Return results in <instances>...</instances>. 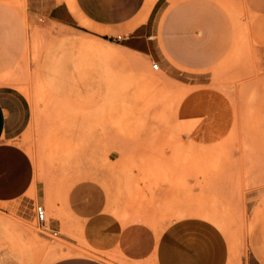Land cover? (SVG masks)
I'll use <instances>...</instances> for the list:
<instances>
[{
  "label": "rangeland",
  "instance_id": "obj_1",
  "mask_svg": "<svg viewBox=\"0 0 264 264\" xmlns=\"http://www.w3.org/2000/svg\"><path fill=\"white\" fill-rule=\"evenodd\" d=\"M8 1L28 18L29 42L17 67L0 76V98L7 133L28 153L39 185L0 201V264H50L68 251L61 234L80 241L71 229L55 236L50 220L61 218L70 189L102 198L85 180L107 190L124 220L200 219L224 235L234 257L241 247L256 255L264 222V7L222 0L233 16L229 53L189 72L121 46L98 20L109 0H76L85 20L72 26L31 15L28 0ZM37 188L47 224L36 213Z\"/></svg>",
  "mask_w": 264,
  "mask_h": 264
},
{
  "label": "crops",
  "instance_id": "obj_2",
  "mask_svg": "<svg viewBox=\"0 0 264 264\" xmlns=\"http://www.w3.org/2000/svg\"><path fill=\"white\" fill-rule=\"evenodd\" d=\"M75 3L28 0L31 15L43 14L68 26L85 20L79 11L84 3L78 4L79 9ZM256 3L264 7V0ZM105 10L98 20L118 34L121 46L175 69L205 70L227 56L234 40L233 16L222 0H109ZM28 42V19L0 0V76L17 67ZM105 53L127 61L119 52ZM7 125V110L0 98V201L25 197L39 185L33 162L11 140ZM85 181L101 188L102 198L69 190L59 211L61 218L51 219L50 226L58 232L71 229L80 241L61 234L69 244L66 249L74 253L50 264H264V222L256 237V255L248 258L241 247L237 258L224 235L210 223L195 218L163 225L124 220L107 190ZM37 196L43 205L46 197L41 189L37 188Z\"/></svg>",
  "mask_w": 264,
  "mask_h": 264
},
{
  "label": "built area",
  "instance_id": "obj_3",
  "mask_svg": "<svg viewBox=\"0 0 264 264\" xmlns=\"http://www.w3.org/2000/svg\"><path fill=\"white\" fill-rule=\"evenodd\" d=\"M154 68L158 69L159 68V63H157V62L154 63ZM36 213H37V216H38V219L40 220V222H42L43 224H47L48 217H47V209H46V207L43 206V205H38L36 207ZM52 233L55 236L59 235L58 231H52Z\"/></svg>",
  "mask_w": 264,
  "mask_h": 264
},
{
  "label": "bare ground",
  "instance_id": "obj_4",
  "mask_svg": "<svg viewBox=\"0 0 264 264\" xmlns=\"http://www.w3.org/2000/svg\"><path fill=\"white\" fill-rule=\"evenodd\" d=\"M4 1H5V0H4ZM7 1H8V0H7ZM20 1H21V0H20ZM8 2H11V1H8ZM13 2H14V0H12V3H13ZM24 2H25V1H24ZM14 4H16V3H14ZM21 4L23 5L24 3L22 2ZM11 5H13V4H11ZM24 5H25V4H24ZM24 5L22 6L23 8L25 7ZM16 7H17V6H15V8H16ZM17 9H21V8H17ZM24 11H25V10H24ZM24 11H23V12H24ZM24 15H25V14H24ZM26 16H27V15H26ZM27 19H28V18H27ZM32 43L34 44V42H32ZM33 48H34V47H33ZM39 83H40V82H39ZM40 84H41V83H40ZM36 93H37V92H36ZM201 209H203V208H201ZM188 210H189V209H188ZM189 211H190V210H189ZM192 211H193V210H192ZM192 211H190V212H192ZM203 211H206V210H203ZM182 212H184V211H182ZM182 212H181V213H182ZM196 212H197V211H196ZM196 212H195V214H196ZM209 212H210V211H209ZM209 212H207V213H209ZM181 213H179V214H181ZM184 213H185V212H184ZM184 213H183V215H184ZM197 213H198V212H197ZM188 214H189V213H187V215H188ZM191 214H192V213H190L189 215H191ZM198 214H199V213H198ZM183 215H181V216H183ZM185 215H186V214H185ZM185 215H184V216H185ZM196 215H197V214H196ZM210 215H211V214H210ZM216 219H217V218H216ZM218 220H220V219H217V221H218ZM2 221H5V220H2ZM214 222H215V221H214ZM220 222H221V221H220ZM220 222H219V223H220ZM83 245H84V244H83ZM83 245H82V246H83ZM84 249H85V248H84ZM62 250H63V247H61V251H62ZM80 250H82V248H81ZM63 251H64V250H63ZM63 251H62L61 253H63ZM83 251H84V250H83ZM84 252H85V251H84ZM73 253H74V252H72V251H67V253L64 252L62 256L64 257L65 255H71V254H73ZM78 254H79V253H78ZM45 260H47V259H44L43 261H42V259H41L42 262H45ZM46 262H47L46 264H49L48 261H46ZM40 263H41V262H40Z\"/></svg>",
  "mask_w": 264,
  "mask_h": 264
}]
</instances>
